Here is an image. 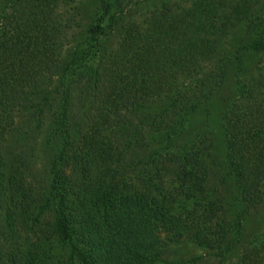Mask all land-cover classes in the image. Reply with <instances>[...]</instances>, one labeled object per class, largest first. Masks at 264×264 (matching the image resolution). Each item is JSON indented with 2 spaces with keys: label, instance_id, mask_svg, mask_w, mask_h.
I'll use <instances>...</instances> for the list:
<instances>
[{
  "label": "trees",
  "instance_id": "trees-1",
  "mask_svg": "<svg viewBox=\"0 0 264 264\" xmlns=\"http://www.w3.org/2000/svg\"><path fill=\"white\" fill-rule=\"evenodd\" d=\"M82 1L94 3L95 10L55 83V89L61 87L62 93L51 112L54 130L45 136V143L52 146V182L39 206L32 227L34 240L22 264L44 263V242L55 237L69 247L71 264H99L98 252L116 242L115 236L101 239L102 246L96 251L79 242L76 224L90 215L85 189L91 173L84 169L72 173L70 178L60 167L71 150L78 157L89 156L76 146L72 126V99L79 81L89 83L88 93H93L84 95L83 103L84 112L93 114V129L102 128L108 135L129 134V146H137L135 138L141 126L151 130L147 135L150 148L143 157V161L146 157L151 159L147 164L149 174L153 173L155 160L165 154L179 162L177 173H201V181L210 177L212 183L216 180L227 187V213L231 215L234 237L220 250L219 264H264V0H195L154 14L143 11L137 22L128 21L130 6L154 0ZM25 6L30 12L16 29L22 35L30 33L29 28L44 18L41 14L49 11L42 0H4L0 43L7 34L5 19L9 11L18 8L24 12ZM231 25L240 28L239 35L230 37ZM120 26L125 28L121 41L113 52L108 51L105 43ZM251 55L261 58L254 67V76L237 80V93L219 118L220 105L215 101L221 104L224 100L222 92L229 72L245 76ZM105 59L108 67L103 65ZM92 99L97 100L93 110ZM158 100L160 105L156 106ZM124 112H146V116H137L136 135L129 133L134 123L125 120L119 124ZM40 119L45 124L42 113ZM81 138L89 145L94 135L83 133ZM131 166L127 162L121 168ZM12 167V183L5 181L6 173L1 171L0 195L5 203H18L23 213L34 191L29 188L19 159ZM103 174L99 173L101 185L95 192L92 209L105 226H110L109 220L125 216L124 231H138L134 238L121 240L122 262L140 264L150 260L153 241L147 233H151L157 220L150 226L146 222L159 219L154 213L158 210L152 209L149 200L124 199L114 182L119 173L108 180ZM135 208L139 215H134ZM251 223L257 224L258 229L249 237ZM236 248H241L238 255L232 262L224 263Z\"/></svg>",
  "mask_w": 264,
  "mask_h": 264
},
{
  "label": "rangeland",
  "instance_id": "rangeland-1",
  "mask_svg": "<svg viewBox=\"0 0 264 264\" xmlns=\"http://www.w3.org/2000/svg\"><path fill=\"white\" fill-rule=\"evenodd\" d=\"M192 1L195 0H154L133 4L130 6L128 21L137 22L143 11L154 14L171 5L187 6ZM42 4L49 11L41 14L44 17L42 21L29 28L31 32L24 35L16 29L27 19L25 15L30 9L25 6L27 11L22 12L18 8H12L5 19L7 34L0 43V182L1 171H5V181L12 183L9 178L13 173L12 166L19 159L29 188L34 191L32 196H29L26 205L28 208L23 213L18 203H5L4 197L0 195V264H22L30 242L34 240V220L52 182V146L45 143V136L47 131L54 130L51 112L54 111L55 101L59 100L62 93L61 87L55 89V83L95 10L94 3L82 0H42ZM3 5L4 0H0V10ZM124 30L122 26L118 27L105 43L108 51L113 52V49L118 47ZM16 32H19V35L14 37ZM239 33L240 28L231 25L229 34L233 36L230 37ZM260 59L250 56L245 76L229 72L222 92L224 100L221 104L219 100L215 101L220 105L219 118L237 93V80L240 77L246 79L245 77L254 76V67ZM103 65L108 67L109 62L105 59ZM88 84L84 81L76 84L71 118L73 131L77 136L76 146L83 148L84 153L89 156L78 157L71 150L67 161L60 163V167L70 178L72 173H81L84 169L86 173H91L89 186L85 189L90 215L85 217L83 223L76 224L79 242L85 248L96 251L102 246L99 243L101 239L110 240L115 236L116 242L113 245L103 247L104 249L98 252L99 264H117V261L126 264V261L122 262L121 240L134 238L139 235L138 231L133 234L124 231L125 216L122 219L116 218L118 223L109 220L110 226H105L99 214L91 207L95 192L101 185L98 184L101 179L99 173H104L102 177L107 180L114 173H119V180L114 182L124 199L149 200L152 209L158 210L154 213H157L159 219H149L146 222V225L150 226L157 220L151 233H147L153 241V247L149 251L150 260L140 264H219L222 254L220 250L234 237L233 228L229 223L231 215L227 213V187L221 186L216 180L212 183L210 177L201 181L198 178L201 173H177L179 162L172 161L165 154L155 160L153 173L151 171L149 174L148 165L151 159L146 157L143 161V157L150 148L147 146V135L151 134V130L141 126L135 138L137 146H129L132 140L127 138L129 134L108 135L102 128L93 129V114L91 111L85 113L83 107L84 95L93 94L88 93ZM96 101L91 100V108L96 105ZM160 101H156L155 105L159 106ZM39 107L41 111H38ZM41 113L45 124H42L43 119H40ZM137 116H146V112L137 115L124 112L118 122L120 124L127 120L126 122L134 123L129 133L135 134ZM213 127L215 126H212L211 130L215 132ZM90 132L94 139L86 145L81 137L83 133ZM106 147H111L112 150ZM90 156L95 157L92 159ZM127 162L130 166L129 163H133V166L122 169ZM151 175L153 176L150 179ZM208 181L211 183L208 184ZM150 184L157 192H152ZM156 203L159 204L155 207ZM132 211L134 215L138 213L136 208ZM249 228L251 237L256 232L255 229H258L257 224L251 223ZM143 233H146L145 230ZM128 236L130 238H127ZM44 245L47 254L46 261L42 264H71L69 247L59 237L45 241ZM240 251L241 248H236L224 263L232 262Z\"/></svg>",
  "mask_w": 264,
  "mask_h": 264
}]
</instances>
